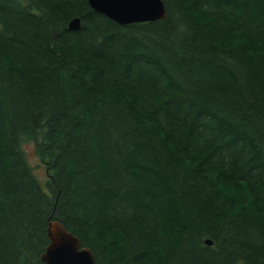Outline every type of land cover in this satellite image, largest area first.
<instances>
[{
  "label": "trees",
  "instance_id": "1",
  "mask_svg": "<svg viewBox=\"0 0 264 264\" xmlns=\"http://www.w3.org/2000/svg\"><path fill=\"white\" fill-rule=\"evenodd\" d=\"M163 2L0 0V264L50 218L99 264H264V0Z\"/></svg>",
  "mask_w": 264,
  "mask_h": 264
},
{
  "label": "water",
  "instance_id": "2",
  "mask_svg": "<svg viewBox=\"0 0 264 264\" xmlns=\"http://www.w3.org/2000/svg\"><path fill=\"white\" fill-rule=\"evenodd\" d=\"M90 6L110 19L122 25L137 22L162 20L167 17L163 0H88ZM69 28L77 31L81 28V19L75 17ZM47 234L49 244L41 259L45 264H99L91 248L82 246V242L61 222L49 220ZM206 243L212 245L209 239Z\"/></svg>",
  "mask_w": 264,
  "mask_h": 264
},
{
  "label": "rangeland",
  "instance_id": "3",
  "mask_svg": "<svg viewBox=\"0 0 264 264\" xmlns=\"http://www.w3.org/2000/svg\"><path fill=\"white\" fill-rule=\"evenodd\" d=\"M24 147L26 150L28 161L33 167V170L37 178L42 183L43 187L47 190L46 181L48 179V175H47L44 163L41 161V159L35 152V147H34L33 142L25 143Z\"/></svg>",
  "mask_w": 264,
  "mask_h": 264
}]
</instances>
